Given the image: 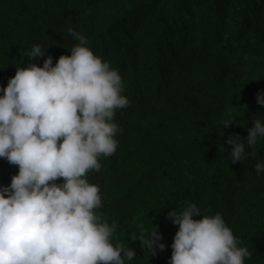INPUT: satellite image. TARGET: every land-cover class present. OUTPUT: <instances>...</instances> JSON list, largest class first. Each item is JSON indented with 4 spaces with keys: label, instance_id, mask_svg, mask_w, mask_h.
Segmentation results:
<instances>
[{
    "label": "trees",
    "instance_id": "obj_1",
    "mask_svg": "<svg viewBox=\"0 0 264 264\" xmlns=\"http://www.w3.org/2000/svg\"><path fill=\"white\" fill-rule=\"evenodd\" d=\"M69 28L119 71L130 101L113 118L117 151L87 173L98 214L117 224L113 243L137 252L126 264H170L179 225L167 213L188 202L223 216L252 253L245 264H264V173L255 157L231 164L227 144L264 113V0H0V86L34 44L46 49L38 66L70 55ZM255 150L264 158V140ZM17 173L0 158V186ZM156 227L167 247L152 255L137 235Z\"/></svg>",
    "mask_w": 264,
    "mask_h": 264
},
{
    "label": "clouds",
    "instance_id": "obj_2",
    "mask_svg": "<svg viewBox=\"0 0 264 264\" xmlns=\"http://www.w3.org/2000/svg\"><path fill=\"white\" fill-rule=\"evenodd\" d=\"M68 31L79 41L70 55L55 64L48 55L38 66L32 61L46 49L34 44L28 65L0 86V158L18 166L11 183L0 186V264H126L137 255L113 243L117 224L98 214L100 186L87 178L101 169V156L117 151L113 118L130 101L119 71L94 54L82 33ZM257 103L264 105V91ZM253 117L246 137H227L228 155L231 164L255 157L259 175L264 158L255 148L264 140V113ZM232 121L228 114L224 129ZM167 215L179 225L170 264H245L252 254L220 213L203 215L188 202ZM137 239L152 255L167 247L157 227L142 229Z\"/></svg>",
    "mask_w": 264,
    "mask_h": 264
}]
</instances>
